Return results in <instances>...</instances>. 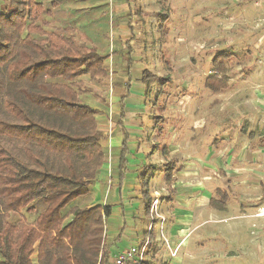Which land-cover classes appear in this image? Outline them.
I'll use <instances>...</instances> for the list:
<instances>
[{
  "label": "rangeland",
  "instance_id": "374dc122",
  "mask_svg": "<svg viewBox=\"0 0 264 264\" xmlns=\"http://www.w3.org/2000/svg\"><path fill=\"white\" fill-rule=\"evenodd\" d=\"M64 2L67 11L91 15L77 14V41L109 52L108 75L82 76L78 86L81 101L97 109L103 133L104 179L81 205L112 209L103 226L104 248L111 247L106 264L143 239L157 263L264 264V0ZM60 26L51 21L45 35L62 33ZM224 52L232 55L225 62L229 87L214 92L204 83ZM145 70L157 76L141 82ZM122 125L138 168L115 191ZM170 160L176 169L169 187L164 165ZM148 165L155 173L149 215L139 180Z\"/></svg>",
  "mask_w": 264,
  "mask_h": 264
},
{
  "label": "trees",
  "instance_id": "16d2710c",
  "mask_svg": "<svg viewBox=\"0 0 264 264\" xmlns=\"http://www.w3.org/2000/svg\"><path fill=\"white\" fill-rule=\"evenodd\" d=\"M4 1L0 8V264H34L36 253L38 264H96L99 259L106 264L111 248H104L103 226L112 209L100 203L81 205L106 161L103 133L97 126V109L81 101L78 86L82 76L94 80L108 75L109 52L75 38L77 14L91 17L84 8L67 11L65 0ZM42 14L51 19L39 20ZM51 21L61 23L62 33L45 35L44 27ZM160 27L165 33L164 24ZM133 52L128 46L129 75ZM231 57L226 52L214 57L215 72L204 83L209 90L229 87L225 62ZM156 76L145 70L142 82ZM162 79L164 86L169 78ZM126 142L125 138L122 155ZM175 164L170 160L164 165L169 187L175 181ZM154 177L149 167L140 176L149 200L148 215ZM218 192L225 204L227 195ZM212 203L217 205L216 200ZM146 253L142 264H168L151 260L150 250Z\"/></svg>",
  "mask_w": 264,
  "mask_h": 264
},
{
  "label": "crops",
  "instance_id": "0c3cea01",
  "mask_svg": "<svg viewBox=\"0 0 264 264\" xmlns=\"http://www.w3.org/2000/svg\"><path fill=\"white\" fill-rule=\"evenodd\" d=\"M141 82H142V79H141ZM125 119H127L126 117H124V120ZM121 124V123H120ZM126 127H127V125H125V127L122 125V131L124 132V134H125V136H124V138H123V140H125V138L127 139V136L126 135H128L127 133H128V130H126ZM123 140L121 141V152H122V150H123V145H122V143H123ZM117 141V140H116ZM127 144V148H126V153H125V155H122L121 153H120V156H119V160H120V162H119V168H118V174H119V177H118V181H117V183H118V185H116V184H114L112 187H113V189L116 191V188H119V185L121 186V185H123L124 186V183L127 181V178H129V174H132L131 173V171L132 170H135V169H137L138 167H134V166H132L131 165V160H130V153L128 152V148H130V146L128 145V140H127V142H126ZM146 167H149V168H153V166H151V165H148V166H146ZM145 167V168H146ZM144 171V170H143ZM103 176V177H102ZM112 176L113 175H110L108 178L109 179H112ZM141 176V175H140ZM99 179H101V181L104 179V175H101L100 177H99ZM139 180H140V177H139ZM100 181V182H101ZM123 183V184H122ZM98 185V184H97ZM150 185V184H149ZM125 186H127V184L125 183ZM118 193H119V189H118V191H117ZM149 193H150V191H149ZM114 207L116 208V206L115 205H113V209H114ZM119 208V207H118ZM144 240V239H143ZM144 242V241H143ZM142 242V243H143ZM142 243H140V244H142ZM111 248V247H110ZM119 253H117L115 256H117ZM115 258V257H114Z\"/></svg>",
  "mask_w": 264,
  "mask_h": 264
},
{
  "label": "built area",
  "instance_id": "2783aa9c",
  "mask_svg": "<svg viewBox=\"0 0 264 264\" xmlns=\"http://www.w3.org/2000/svg\"><path fill=\"white\" fill-rule=\"evenodd\" d=\"M148 242L131 245L129 249L120 252L114 258V264H142L144 263Z\"/></svg>",
  "mask_w": 264,
  "mask_h": 264
}]
</instances>
